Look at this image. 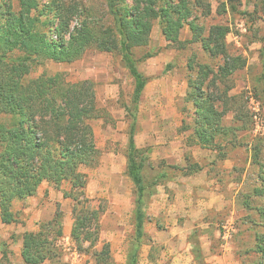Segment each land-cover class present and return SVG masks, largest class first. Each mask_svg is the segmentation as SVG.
Segmentation results:
<instances>
[{"label": "rangeland", "instance_id": "obj_1", "mask_svg": "<svg viewBox=\"0 0 264 264\" xmlns=\"http://www.w3.org/2000/svg\"><path fill=\"white\" fill-rule=\"evenodd\" d=\"M63 1L79 9L84 4L88 8L84 13L91 10L103 24L111 23L105 0ZM226 1L209 0L210 15L195 8L192 16L205 27V33L211 25H228L229 50L247 60V65L230 80L233 85L230 95L238 97L242 107L236 110L230 103L222 121L224 126L236 127V130L218 139L219 149L196 144L191 140L193 129L184 130L182 125L185 120V126H193L195 106L186 97L190 82L198 76L197 64L215 66L220 59L211 58L202 42H191L193 33L188 24L180 33L184 46L169 44L158 18L154 19L150 43L133 49L139 69L150 77L139 106L136 144L148 149L155 166V170L145 172L147 176L158 169L167 174L149 200L139 264H264V256L256 250V236L264 234L261 210L264 198L253 192L262 185L259 165L253 161L255 148L262 150L260 159L264 162V80L259 78L263 65L262 43L258 40L264 36V5L259 4L256 16L251 17L244 13L254 11V0L233 1L237 10L223 11L221 4ZM11 2L18 10L19 0ZM126 3L131 6L134 0ZM74 17L72 27L80 21V17ZM146 54L152 57L145 58ZM190 62L196 65L194 70L188 68ZM43 72L64 73L72 82L85 79L95 82L100 116L91 123L100 153L94 166L81 168L87 176L88 205L104 209L97 230L99 240L94 248L100 249L109 242L115 263L126 264L135 237V186L127 173L131 118L125 108L131 105L134 79L119 51L103 52L95 47H90L81 59L72 63L45 61L35 67L31 76L37 77ZM217 104L223 108L220 102ZM235 115H240V120ZM2 121L5 118L1 117ZM188 154L192 157L189 164ZM192 163H198L204 171H186L184 168ZM205 170L209 175L201 176ZM216 186L227 198L217 205L218 209H211L204 202ZM70 187L65 182L56 188L63 192ZM64 203L67 210H72L71 198ZM72 219L74 224L73 213ZM71 230L66 234L63 226V236L56 243L59 264H98L90 241L78 249ZM198 246L201 254L196 250Z\"/></svg>", "mask_w": 264, "mask_h": 264}, {"label": "trees", "instance_id": "obj_2", "mask_svg": "<svg viewBox=\"0 0 264 264\" xmlns=\"http://www.w3.org/2000/svg\"><path fill=\"white\" fill-rule=\"evenodd\" d=\"M233 1L237 0L223 2L222 10L236 11ZM254 1V11L244 14L256 16L258 5H264V0ZM105 6L111 17L110 25L103 24L91 10L84 13L88 10L84 4L79 9L63 0H48L44 4L38 0H19V9L15 10L11 0L0 2V118H5L0 122L1 218L4 223L17 221L12 211L13 201L35 196L43 182L56 187L69 182L70 190L64 191V196L74 202L72 239L78 249L90 241L98 264H116L109 242L100 249L94 248L99 240L97 230L104 209L88 205L87 176L81 171L82 167L94 166L100 153L91 123L100 116L95 82L91 79L72 82L64 73L43 72L37 77L31 74L45 61L72 63L79 60L90 47L110 53L119 51L134 79L131 105L125 106L131 118L127 173L135 186V237L126 264H139L146 237L149 200L167 174L158 169L147 176L145 172L155 170V166L148 149L136 144L139 106L150 77L139 69L133 49L150 43L154 19L158 18L169 44L184 46L180 33L188 24L193 33L191 42H202L211 58L220 59L215 66L197 64L198 76L190 82L186 97L195 106L193 126H185V120L182 125L184 130L193 129V142L214 149H219L220 137L236 130V127L224 126L222 121L230 103L236 110L242 107L238 97L230 95L233 88L230 80L235 72L247 65V60L229 50L228 25H211L205 33V27L192 19L195 8L202 10L204 15L211 14L209 0H134L131 6L126 0H105ZM74 16L80 17V21L72 27ZM258 40L262 43L260 58L263 65L259 78L264 80V36ZM144 57H152V54ZM195 67L193 62L188 64L191 70ZM235 116L240 120V115ZM261 153L259 147L254 149L253 161L259 165L262 185L255 187L253 192L264 198ZM221 155L222 158L226 156ZM191 160V155H186L188 164ZM184 169L196 172L202 170V166L192 163ZM261 210L264 216V209ZM63 218L64 211L58 202L52 219L40 222L37 231L24 233L21 254L26 264L46 261L59 264L56 243L63 236ZM0 250L3 254L0 264H9V244L1 242ZM196 250L201 254L199 246ZM256 250L264 256V234H257Z\"/></svg>", "mask_w": 264, "mask_h": 264}, {"label": "crops", "instance_id": "obj_3", "mask_svg": "<svg viewBox=\"0 0 264 264\" xmlns=\"http://www.w3.org/2000/svg\"><path fill=\"white\" fill-rule=\"evenodd\" d=\"M200 171L203 172L204 170ZM208 175V170H205V175L201 174V176ZM57 190L52 184L43 182L35 196L29 197L24 201H14L12 211L17 217L15 222L4 223L0 209V241L5 240L9 244V264H26L21 254L24 233L36 231L40 222L52 219L58 202L64 211V233L67 234L72 228V210H67L64 203L68 198L64 196V191L58 192ZM208 196L209 200H205L204 204H209L211 209H218L217 205L226 201L227 198L225 192L223 193L221 189H218V186L212 187ZM2 257L3 254L0 250V260Z\"/></svg>", "mask_w": 264, "mask_h": 264}]
</instances>
